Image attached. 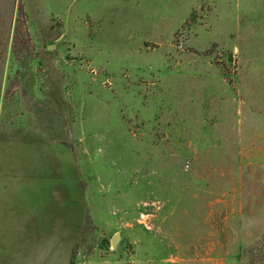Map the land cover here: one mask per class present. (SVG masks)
<instances>
[{
  "label": "rangeland",
  "instance_id": "rangeland-1",
  "mask_svg": "<svg viewBox=\"0 0 264 264\" xmlns=\"http://www.w3.org/2000/svg\"><path fill=\"white\" fill-rule=\"evenodd\" d=\"M263 236L264 0H0V264H246Z\"/></svg>",
  "mask_w": 264,
  "mask_h": 264
},
{
  "label": "trees",
  "instance_id": "trees-1",
  "mask_svg": "<svg viewBox=\"0 0 264 264\" xmlns=\"http://www.w3.org/2000/svg\"><path fill=\"white\" fill-rule=\"evenodd\" d=\"M245 252V256L248 253L252 258V261H249L246 264H264V236L260 239L258 245L250 246L245 250ZM259 254L261 255L260 257Z\"/></svg>",
  "mask_w": 264,
  "mask_h": 264
},
{
  "label": "water",
  "instance_id": "water-1",
  "mask_svg": "<svg viewBox=\"0 0 264 264\" xmlns=\"http://www.w3.org/2000/svg\"><path fill=\"white\" fill-rule=\"evenodd\" d=\"M50 49H51V47H50ZM232 58H233V56H232V54H230V55H229V60H232ZM119 237H120L119 234H116V235L113 237V239H112V245H113V247H116V246H117L118 241H119Z\"/></svg>",
  "mask_w": 264,
  "mask_h": 264
}]
</instances>
